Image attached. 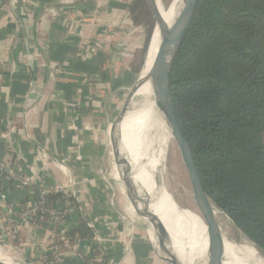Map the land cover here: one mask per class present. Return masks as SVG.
Masks as SVG:
<instances>
[{
	"label": "trees",
	"instance_id": "obj_1",
	"mask_svg": "<svg viewBox=\"0 0 264 264\" xmlns=\"http://www.w3.org/2000/svg\"><path fill=\"white\" fill-rule=\"evenodd\" d=\"M110 5L145 25L138 59L117 77L104 71L109 59L103 52L86 60L76 53L72 65L93 76V81L103 80V90L122 94L119 88L142 70L154 29L144 0L112 1ZM28 78L16 79L13 96L19 101L28 88ZM170 95L209 197L264 253V0L199 1L174 62ZM10 121L21 127L18 113L11 114ZM11 160L13 155L8 154L5 161ZM70 201L79 206L76 199ZM77 214L78 219L73 215L68 219H76L70 235L95 240L82 253L84 264H108L109 256L96 241L95 229ZM24 237L23 232L21 240ZM67 264L79 263L68 260Z\"/></svg>",
	"mask_w": 264,
	"mask_h": 264
},
{
	"label": "crops",
	"instance_id": "obj_2",
	"mask_svg": "<svg viewBox=\"0 0 264 264\" xmlns=\"http://www.w3.org/2000/svg\"><path fill=\"white\" fill-rule=\"evenodd\" d=\"M112 1H37L39 8L31 14L14 0H0V158L5 160L8 155L2 121L7 117L10 119L14 112L18 113L21 127L14 125L17 127L15 150L20 156L19 163L28 174L35 177L39 173L42 179L70 184V180L61 181L62 176L58 175L60 168L56 163L57 160L67 162L70 173L80 182L75 186L78 211L87 221L94 220L98 242L114 264H158L152 247L140 249L150 245L152 239L157 249L154 235H149L150 241L146 231L140 227L143 224L140 217L141 224L137 221L132 224L123 198L117 205L108 195L114 193L111 185L113 170L105 157L104 143L98 136L99 123H94L93 119L105 113L100 101L106 104L107 96L116 90H103V80H99L97 93L92 94L89 85L79 91L78 80L85 72L72 65V59L80 51L78 42L81 36L95 40L104 33L107 23L119 19L116 12L119 9L111 7ZM101 6L107 12L105 16L91 15L94 11L100 12ZM65 8L73 13L80 29L79 35L67 33L57 21L56 13ZM99 52L109 59L104 69L109 76L117 77L123 72L113 68L118 53L112 54L113 51L108 49L80 57L90 59ZM24 75L29 77L26 81L28 88L19 101L13 96V88L16 79ZM101 96L104 98L100 99ZM44 143L50 146L52 158L45 169L37 171L35 166L40 164L30 148ZM110 155L113 157L112 151ZM126 197L130 200L127 194ZM93 246L91 241L82 240L81 250L88 252ZM163 261L167 260L163 258Z\"/></svg>",
	"mask_w": 264,
	"mask_h": 264
},
{
	"label": "built area",
	"instance_id": "obj_3",
	"mask_svg": "<svg viewBox=\"0 0 264 264\" xmlns=\"http://www.w3.org/2000/svg\"><path fill=\"white\" fill-rule=\"evenodd\" d=\"M14 3L22 5L31 14L39 8L36 0H14ZM98 14L103 13L94 11L91 15ZM55 17L67 33L79 35L80 29L70 9H62ZM115 30L105 29L95 40L81 36L79 55L87 57L103 49L109 50L108 41L116 36ZM78 81L79 91L89 85L91 93H97L99 83L91 80L88 74L80 75ZM16 134L17 127L11 124L8 117L5 118L2 121L5 151L13 155V160L8 162L0 158V249L14 264H67L70 259L84 264L82 239L69 233L78 219L77 213L82 217L70 201L71 198L78 200L75 186L80 182L70 173L67 164L60 160L56 163L64 174L70 176V184L42 179L39 173L35 177L28 174L27 169L19 163L20 156L15 150ZM30 150L40 164L35 166L36 170L45 169L52 158L50 146L44 143L31 146ZM70 215L76 218L73 222L68 220ZM88 224L96 231L94 220L88 221ZM23 232L25 237L21 240ZM95 238L98 241L97 232ZM91 242L94 245L95 240ZM21 250L31 256L27 263L12 255ZM108 264H114V261L109 258Z\"/></svg>",
	"mask_w": 264,
	"mask_h": 264
},
{
	"label": "bare ground",
	"instance_id": "obj_4",
	"mask_svg": "<svg viewBox=\"0 0 264 264\" xmlns=\"http://www.w3.org/2000/svg\"><path fill=\"white\" fill-rule=\"evenodd\" d=\"M181 1L175 0L169 9L160 2L162 15L168 25H172L178 16ZM158 46L159 33L156 31L149 57L139 74L141 80L148 74ZM147 95L152 96L151 102L147 100ZM151 107L155 109L151 83L146 82L142 86L136 84L118 114L121 117L115 131L116 147L124 169L135 187L132 195L140 209L149 204V214L145 220L151 227L152 222H156L165 237L171 241L180 260L187 264H207V234L202 217L194 209L181 207L159 178L157 167L166 158V150L163 140L156 133L165 126L157 118L156 109ZM123 187L125 188L124 184ZM216 214L218 219L223 216L218 208ZM151 233L158 241L154 231ZM157 251L163 256L158 247ZM164 259L171 262L167 257ZM0 260L14 264L1 249ZM225 264H264V254L254 245L229 236L225 242Z\"/></svg>",
	"mask_w": 264,
	"mask_h": 264
},
{
	"label": "water",
	"instance_id": "obj_5",
	"mask_svg": "<svg viewBox=\"0 0 264 264\" xmlns=\"http://www.w3.org/2000/svg\"><path fill=\"white\" fill-rule=\"evenodd\" d=\"M145 1L153 19V36L156 31L159 33V46L148 74L146 75V77H144L143 80H141V77L139 75L137 81L135 82V85L130 92H132L136 84L142 86V84L146 82L151 83L157 118L165 126V128L163 127L161 129H158L156 136L162 137L163 135H165L166 138H170L179 150L182 162L186 168L188 178L192 187L193 198L196 203L198 213L202 217L203 222L206 226V262L207 264H225V242L229 236L217 217L216 205L211 200L205 189L202 175L196 164L192 147L185 137L175 116L170 95V79L174 62L188 33L193 16L200 0H182L180 12L172 25H168L162 15V11L160 8V2H162L161 0ZM153 36L151 38L147 58L149 57L152 47ZM147 100L151 102L152 96L147 95ZM151 108L155 110L154 107ZM120 117L121 115H118L111 125L109 145L111 147L116 167L118 168L120 177L125 186L126 194L128 195V197H130V201L132 202V205L138 216L142 219L143 224L148 228V236H151V232L153 231L157 236V245L162 251L163 256L165 255V257L171 259V264H187L179 259L178 255L173 250L171 241H169L165 237L162 229L155 224L156 222H152L151 227L150 223L145 220V218L149 214V204L141 209L136 204V199L132 195L135 187L131 182L128 172L124 169V164L116 147L115 131L117 123L119 122L118 119ZM151 242L155 250L157 251L156 244L153 242V239ZM158 254L161 258H164L162 255H160L159 252ZM0 264L8 263L0 260Z\"/></svg>",
	"mask_w": 264,
	"mask_h": 264
},
{
	"label": "rangeland",
	"instance_id": "obj_6",
	"mask_svg": "<svg viewBox=\"0 0 264 264\" xmlns=\"http://www.w3.org/2000/svg\"><path fill=\"white\" fill-rule=\"evenodd\" d=\"M107 1V0H104ZM118 3L123 4L124 1L126 0H114ZM175 0H162V3L165 8L169 9L171 5L174 3ZM145 7L147 9L149 18L152 22L153 25V19L151 17V14L147 8L146 1L144 0ZM102 7V6H101ZM100 13L102 12V15L98 16H105L106 15V10L104 7L100 9ZM124 12V13H123ZM120 11L117 12L119 15V19L109 22L106 24L105 28L107 30H111L115 28L116 30V36H114L110 41H108L109 45V50L110 52L113 51L112 54L118 53L115 56V65L113 68H116V70L119 72L120 70L127 71L130 68L131 62L139 56L138 52L140 51L144 38L146 36V28L143 23H136L133 22V20L129 18L127 13L125 11ZM123 14V15H122ZM154 29V25H153ZM154 32V31H153ZM153 36V35H152ZM151 42V41H150ZM114 45L117 46V48H114ZM113 47V48H112ZM119 48H121L119 50ZM117 49V50H116ZM121 58V60H120ZM147 59V57H146ZM146 62V60H145ZM145 65V63H144ZM144 65L142 67V70L144 68ZM141 70V71H142ZM139 76V75H138ZM138 76H132V82L123 86V91L122 94L118 92V90L114 91L110 96H107L106 101L107 103H102L103 108L105 110V113L101 115L100 117L98 116L97 119L101 121H96L97 119H93L94 123H99L97 124V131H98V136L99 138L103 141L104 146H105V157L110 161V165L113 170V175L111 176L112 178V184L114 188V193L108 194L113 202L115 204H119V201L123 198L125 200L124 203H126L127 206V211L126 213H129L131 219L129 218L130 221H132V224L135 225V222L137 221L139 224H141L138 219V214L133 210L131 205V201L126 197V193L123 190V182L121 180L119 171L116 167V163L113 159V157L110 155L111 147L109 145V135L107 134L109 124L111 125V122L113 119H115L116 116H118V113L120 110L123 108L125 100L127 98V95L130 93L131 89L135 85V82L137 81ZM104 97L101 96L100 99H103ZM95 113L94 115H96ZM94 116V117H95ZM93 118V116H92ZM164 142L165 150H166V158L163 159V162L157 167L158 175L161 181L166 185L168 188L169 192L173 194L174 198L178 202V204L181 207L184 208H190L194 209L198 212L196 203L193 198V192H192V187L188 178V174L186 171V168L182 162L179 150L175 143L170 139L166 138L165 135L162 137L160 136ZM67 163V162H66ZM68 165V163H67ZM69 167V166H68ZM58 168V167H57ZM58 175H61V181L67 182L70 180L69 175L64 174L62 171L58 169ZM125 193V194H124ZM115 195V196H114ZM129 209V210H128ZM130 211V212H128ZM222 212V211H221ZM221 218L219 219L223 228L227 232V234L231 237H233L236 240L247 242L251 245L255 244L248 239V237L242 233L236 226L235 224L225 215V213L222 212ZM83 216V215H82ZM84 217V216H83ZM137 219V220H136ZM140 227L144 229V232L146 231V235L148 236V228L141 224ZM196 235V234H194ZM197 236V235H196ZM149 239V236H148ZM150 240V239H149ZM151 241V240H150ZM150 245L152 247V250L154 252V255L158 259V264H171L169 261H163V258H161L158 254V252L155 250L152 242H150ZM256 247V246H255ZM257 248V247H256ZM258 249V248H257ZM262 254H264L260 249H258ZM13 256L20 258L23 262H28L29 257L26 252L23 250L21 251H16L15 254H12ZM31 261V260H30Z\"/></svg>",
	"mask_w": 264,
	"mask_h": 264
}]
</instances>
